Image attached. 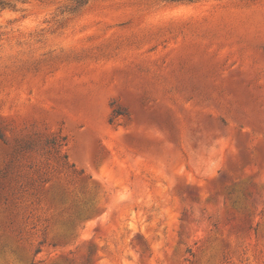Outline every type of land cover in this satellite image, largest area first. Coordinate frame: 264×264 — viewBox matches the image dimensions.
<instances>
[{
    "label": "rangeland",
    "instance_id": "rangeland-1",
    "mask_svg": "<svg viewBox=\"0 0 264 264\" xmlns=\"http://www.w3.org/2000/svg\"><path fill=\"white\" fill-rule=\"evenodd\" d=\"M0 264H264V0H0Z\"/></svg>",
    "mask_w": 264,
    "mask_h": 264
},
{
    "label": "trees",
    "instance_id": "trees-1",
    "mask_svg": "<svg viewBox=\"0 0 264 264\" xmlns=\"http://www.w3.org/2000/svg\"><path fill=\"white\" fill-rule=\"evenodd\" d=\"M175 1V0H174ZM188 1H195V0H188ZM123 112H121L120 110H118V109H116V110H114V114L116 115V116H118V115H120V114H122ZM233 194V191L232 192H229V195H232ZM239 201L238 200H235L233 203H234V205L235 206H237V203H238ZM256 230V229H255Z\"/></svg>",
    "mask_w": 264,
    "mask_h": 264
}]
</instances>
